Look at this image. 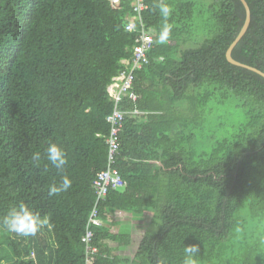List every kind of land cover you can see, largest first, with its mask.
Returning a JSON list of instances; mask_svg holds the SVG:
<instances>
[{"label":"trees","instance_id":"16d2710c","mask_svg":"<svg viewBox=\"0 0 264 264\" xmlns=\"http://www.w3.org/2000/svg\"><path fill=\"white\" fill-rule=\"evenodd\" d=\"M245 1L250 22L231 56L264 73V0ZM145 2L153 47L134 72L136 99L120 103L140 112L124 115L119 135L124 186L99 205L97 250L86 255L92 180L106 166L107 86L134 44L130 0H0V216L23 202L52 225L28 238L0 227V264H181L193 243L200 264H264V78L225 58L244 7L165 0L172 32L159 44L160 0ZM228 104L240 116L230 128L219 113ZM49 143L66 152L63 172L46 159ZM64 175L70 189L49 196Z\"/></svg>","mask_w":264,"mask_h":264},{"label":"built area","instance_id":"2783aa9c","mask_svg":"<svg viewBox=\"0 0 264 264\" xmlns=\"http://www.w3.org/2000/svg\"><path fill=\"white\" fill-rule=\"evenodd\" d=\"M111 2L116 4L118 0H111ZM130 6L132 14L127 18L124 28L134 34V44L131 57L121 61L126 66L125 69L112 77L110 84L107 86V92L113 106L111 112L105 117V121L109 125L105 139L107 145L106 166L92 180L94 201L81 237L86 255L97 250L91 246V241L94 235L93 228L102 224V220L98 216L99 205L105 200L108 191L117 190L124 186L119 171L114 166L119 150V135L123 128L124 115L138 116L140 112L138 110L124 111L120 108V103L124 97L132 100L136 99V95L130 91L133 86L134 72L148 64L147 54L153 47L151 31L146 29L142 19V13L147 9L145 0H130ZM88 262L87 260L86 264Z\"/></svg>","mask_w":264,"mask_h":264},{"label":"clouds","instance_id":"9594fccd","mask_svg":"<svg viewBox=\"0 0 264 264\" xmlns=\"http://www.w3.org/2000/svg\"><path fill=\"white\" fill-rule=\"evenodd\" d=\"M159 15L162 18V25L158 33L159 44H166L172 32V26L168 22L172 14L171 6L160 0L156 5ZM46 159L59 172H63L68 159L64 149L56 143H49L45 150ZM31 160L34 166L39 167L41 161V153L39 151L33 152ZM72 186V181L67 175L62 176L59 185H51L49 187L48 195L54 196L62 192H66ZM50 217L41 216L39 212L33 211L27 204L20 202L10 208L6 214L0 216V227L4 230L24 238L34 237L42 229L50 228ZM199 246L195 243L187 244L183 248V256L181 264H200Z\"/></svg>","mask_w":264,"mask_h":264},{"label":"rangeland","instance_id":"374dc122","mask_svg":"<svg viewBox=\"0 0 264 264\" xmlns=\"http://www.w3.org/2000/svg\"><path fill=\"white\" fill-rule=\"evenodd\" d=\"M208 1L209 0H196V6L199 7V5L201 3H207ZM219 113L221 115L220 120H222L224 123H226L228 125V127H229V125L233 126L234 124H236V121L240 119V116H238L237 111H236L234 105H232V104L225 105ZM217 123H218L217 119H213L211 122H206L204 133L210 134L211 132H213L217 126ZM205 145H206V149L209 150L211 147L210 140H206ZM120 213L126 215V213H123V212H120ZM124 215H120V216H124ZM144 219H146V217H143L142 219L138 218L136 221L141 220V223H143L142 221ZM138 234H139V232L135 233V235H134V247L139 241V235ZM134 247L130 250H127L129 252V254H131L134 251V249H135ZM123 254H127V253H123Z\"/></svg>","mask_w":264,"mask_h":264},{"label":"water","instance_id":"95a60500","mask_svg":"<svg viewBox=\"0 0 264 264\" xmlns=\"http://www.w3.org/2000/svg\"><path fill=\"white\" fill-rule=\"evenodd\" d=\"M240 2L242 3L243 7H244V10H245V18H244V22H243V25L238 33V35L235 37V39L232 41V43L229 45V47L227 48L226 52H225V58L226 60L232 64V65H235V66H238V67H242V68H245V69H248L250 71H253L255 73H257L258 75H260L261 77L264 78V73L259 71L258 69L254 68V67H251L249 65H245V64H242L238 61H235L232 56H231V51L232 49L234 48V46L236 45V43L240 40V38L244 35V33L246 32L247 28H248V25H249V22H250V10H249V7L246 3L245 0H240Z\"/></svg>","mask_w":264,"mask_h":264},{"label":"crops","instance_id":"0c3cea01","mask_svg":"<svg viewBox=\"0 0 264 264\" xmlns=\"http://www.w3.org/2000/svg\"><path fill=\"white\" fill-rule=\"evenodd\" d=\"M118 214H119V216L120 215H124V214H121L119 212H118ZM113 220H114V217H112V214L111 215H108V221H113ZM132 240L134 241V236L132 237Z\"/></svg>","mask_w":264,"mask_h":264}]
</instances>
